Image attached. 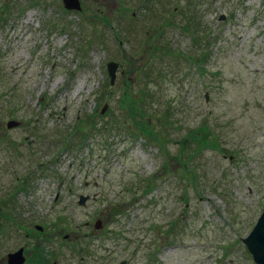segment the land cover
I'll use <instances>...</instances> for the list:
<instances>
[{
  "label": "rangeland",
  "instance_id": "1",
  "mask_svg": "<svg viewBox=\"0 0 264 264\" xmlns=\"http://www.w3.org/2000/svg\"><path fill=\"white\" fill-rule=\"evenodd\" d=\"M191 1L192 32L189 0H0V217L37 215L60 264H256L264 0Z\"/></svg>",
  "mask_w": 264,
  "mask_h": 264
},
{
  "label": "flooded vegetation",
  "instance_id": "2",
  "mask_svg": "<svg viewBox=\"0 0 264 264\" xmlns=\"http://www.w3.org/2000/svg\"><path fill=\"white\" fill-rule=\"evenodd\" d=\"M22 123L20 124V126ZM26 180H22L19 188L21 190L27 189ZM0 217V264H10L9 254L20 249H23L22 255L25 259L23 264H60L58 260L61 257V250L58 247L55 251L54 248L48 251L49 244L56 245L58 241L55 240L54 235L46 234L45 226L37 218V215L28 217L24 213L18 211L15 207L13 212L5 214L3 220ZM35 221V222H34ZM22 237L31 239L33 242L30 246L27 242L17 248L13 245L6 254L2 251L8 245V240H18Z\"/></svg>",
  "mask_w": 264,
  "mask_h": 264
},
{
  "label": "water",
  "instance_id": "3",
  "mask_svg": "<svg viewBox=\"0 0 264 264\" xmlns=\"http://www.w3.org/2000/svg\"><path fill=\"white\" fill-rule=\"evenodd\" d=\"M81 1L80 0H63L65 7L68 10H81ZM224 17V16H222ZM223 19V18H222ZM119 63L115 61L108 62V70L111 76V82L114 83L117 76V70ZM208 97V95H207ZM19 124L16 120H8L7 127L12 128L16 127ZM89 199V196H81L80 204L85 205L86 201ZM100 225V222L97 223V226ZM243 243L247 246L249 252L253 257V261L257 264H264V209L260 214V217L257 219V222L249 234L242 238ZM23 249L18 250L17 252H12L9 254L10 264H23L25 259L22 255Z\"/></svg>",
  "mask_w": 264,
  "mask_h": 264
},
{
  "label": "trees",
  "instance_id": "4",
  "mask_svg": "<svg viewBox=\"0 0 264 264\" xmlns=\"http://www.w3.org/2000/svg\"><path fill=\"white\" fill-rule=\"evenodd\" d=\"M145 2L147 1V3H150V2H152V1H150V0H144ZM187 7H189V4L187 5ZM7 9H8V7H7ZM188 11L189 10H187V9H185V12H184V14L185 15H188ZM172 23H173V20H172ZM172 23H169V24H172ZM192 22L191 23H186V24H184V26H183V28H184V30H186V31H189V32H192ZM157 36V35H156ZM211 36V35H210ZM210 36H208L207 38H208V40H210L211 39V37ZM195 40H196V42H197V44H201V42L202 41H204V38H202V37H197V36H195ZM157 51H158V49H157ZM163 51V50H162ZM143 103H145V102H143ZM195 131L196 130H194V132L193 133H195ZM192 133V134H193ZM153 135V134H152ZM192 137V136H191ZM156 138L158 139V134H155V135H153V138L152 139H154V140H156ZM212 138H213V135H212V133H209V134H206L205 135V139L203 138V140L201 139H199V136H198V134H194V136H193V142H191V141H188V142H190V143H186V146L185 147H182V149H183V152H185V150L186 149H188V150H193V146H196V148H195V150L193 151V154L195 153V152H197V150H201L200 148H201V146H202V143H203V141H210V142H212ZM192 139V138H191ZM187 142V141H186ZM190 144H192L191 146H190ZM204 148H206V147H202V149H204ZM208 148H210L209 146L207 147V149ZM189 152H191V151H189ZM195 160V159H194ZM194 160H192V161H194ZM191 168V170H192V176H193V173L195 172V168L194 167H190ZM191 172V171H190ZM195 176H196V174H195ZM194 177V176H193ZM192 177V178H193Z\"/></svg>",
  "mask_w": 264,
  "mask_h": 264
},
{
  "label": "bare ground",
  "instance_id": "5",
  "mask_svg": "<svg viewBox=\"0 0 264 264\" xmlns=\"http://www.w3.org/2000/svg\"><path fill=\"white\" fill-rule=\"evenodd\" d=\"M32 16V14L28 15V18L26 21H28L30 19V17ZM81 89H77V92H79Z\"/></svg>",
  "mask_w": 264,
  "mask_h": 264
}]
</instances>
